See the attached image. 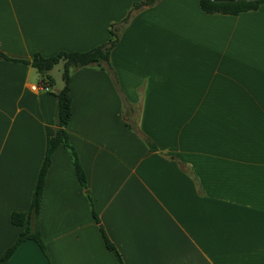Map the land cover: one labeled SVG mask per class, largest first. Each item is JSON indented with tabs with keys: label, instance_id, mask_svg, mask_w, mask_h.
Masks as SVG:
<instances>
[{
	"label": "crops",
	"instance_id": "1",
	"mask_svg": "<svg viewBox=\"0 0 264 264\" xmlns=\"http://www.w3.org/2000/svg\"><path fill=\"white\" fill-rule=\"evenodd\" d=\"M142 1L0 0V52H87ZM110 64L115 77L71 76L67 133L87 188L60 146L38 217L50 260L26 241L7 264H119L101 227L124 264H264V4L223 15L160 0L123 27ZM55 68L47 93L35 68L0 60V258L56 123Z\"/></svg>",
	"mask_w": 264,
	"mask_h": 264
},
{
	"label": "trees",
	"instance_id": "2",
	"mask_svg": "<svg viewBox=\"0 0 264 264\" xmlns=\"http://www.w3.org/2000/svg\"><path fill=\"white\" fill-rule=\"evenodd\" d=\"M160 0H143L138 3L135 2L128 16L118 24H112L110 28V34L112 38L105 44L100 45L87 52H60L52 57H44L40 54H35L31 61L15 60L0 52V60L23 63L35 68L41 76L42 82H45L49 86H54V80L51 76V71L59 64H63L62 80L64 82L63 88L55 92L54 95L57 98L56 108V123L54 127L46 128V152L39 173L38 181L34 190L30 209L27 213H13L11 217L12 224L23 228L17 241L12 247H10L4 255L0 258V264H7L17 249L26 241L35 242L43 254L50 260V256L42 238L38 217L41 208V201L44 195L46 179L49 168L51 166L52 157L55 151L63 146L71 152V156L74 161L77 176L80 184L87 188L86 174L80 164L78 155L72 147L69 136L67 133V126L72 117V96L70 89V81L72 74L82 68L97 66L106 69L115 77V72L110 64V55L113 48L120 40L121 31L123 27L129 23L133 15L145 7H150L157 4ZM264 4V0L247 1V0H200L201 9L206 14H223V15H239L244 12L255 11ZM137 135L141 134L134 125H130ZM145 141L151 148L155 149V146L145 138ZM94 211V210H93ZM96 220L99 222L96 213L94 212ZM101 232L105 245L109 251H111L117 258L119 264H124L121 254L109 239L105 229L101 227Z\"/></svg>",
	"mask_w": 264,
	"mask_h": 264
},
{
	"label": "rangeland",
	"instance_id": "3",
	"mask_svg": "<svg viewBox=\"0 0 264 264\" xmlns=\"http://www.w3.org/2000/svg\"><path fill=\"white\" fill-rule=\"evenodd\" d=\"M54 77L56 78L58 86H61L63 83L62 80V75H63V64H59L56 66L54 72H53Z\"/></svg>",
	"mask_w": 264,
	"mask_h": 264
},
{
	"label": "built area",
	"instance_id": "4",
	"mask_svg": "<svg viewBox=\"0 0 264 264\" xmlns=\"http://www.w3.org/2000/svg\"><path fill=\"white\" fill-rule=\"evenodd\" d=\"M34 90L43 91V92H47V93H50L52 91L51 86H49L45 82H42L39 85H37L36 87H34Z\"/></svg>",
	"mask_w": 264,
	"mask_h": 264
},
{
	"label": "water",
	"instance_id": "5",
	"mask_svg": "<svg viewBox=\"0 0 264 264\" xmlns=\"http://www.w3.org/2000/svg\"><path fill=\"white\" fill-rule=\"evenodd\" d=\"M247 1H258V0H247Z\"/></svg>",
	"mask_w": 264,
	"mask_h": 264
}]
</instances>
